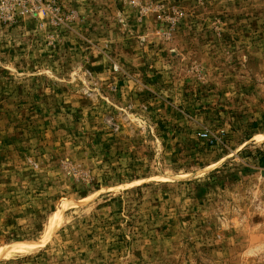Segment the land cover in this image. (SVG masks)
I'll return each instance as SVG.
<instances>
[{
    "label": "rangeland",
    "instance_id": "1",
    "mask_svg": "<svg viewBox=\"0 0 264 264\" xmlns=\"http://www.w3.org/2000/svg\"><path fill=\"white\" fill-rule=\"evenodd\" d=\"M0 264H264V0H0Z\"/></svg>",
    "mask_w": 264,
    "mask_h": 264
},
{
    "label": "bare ground",
    "instance_id": "2",
    "mask_svg": "<svg viewBox=\"0 0 264 264\" xmlns=\"http://www.w3.org/2000/svg\"><path fill=\"white\" fill-rule=\"evenodd\" d=\"M18 246L24 247V248H30L33 247V245L27 244V243H18Z\"/></svg>",
    "mask_w": 264,
    "mask_h": 264
}]
</instances>
